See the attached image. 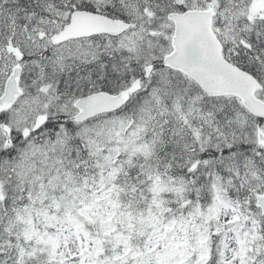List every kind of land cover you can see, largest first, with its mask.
<instances>
[{
  "label": "snow or ice",
  "instance_id": "6c2138e0",
  "mask_svg": "<svg viewBox=\"0 0 264 264\" xmlns=\"http://www.w3.org/2000/svg\"><path fill=\"white\" fill-rule=\"evenodd\" d=\"M0 264H264V0H0Z\"/></svg>",
  "mask_w": 264,
  "mask_h": 264
}]
</instances>
